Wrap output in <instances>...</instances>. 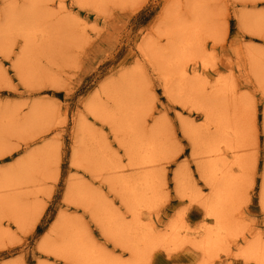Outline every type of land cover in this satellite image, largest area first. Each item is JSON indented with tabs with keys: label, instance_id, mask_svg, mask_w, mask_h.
<instances>
[{
	"label": "rangeland",
	"instance_id": "obj_1",
	"mask_svg": "<svg viewBox=\"0 0 264 264\" xmlns=\"http://www.w3.org/2000/svg\"><path fill=\"white\" fill-rule=\"evenodd\" d=\"M263 205L264 0H0V264H264Z\"/></svg>",
	"mask_w": 264,
	"mask_h": 264
},
{
	"label": "bare ground",
	"instance_id": "obj_2",
	"mask_svg": "<svg viewBox=\"0 0 264 264\" xmlns=\"http://www.w3.org/2000/svg\"><path fill=\"white\" fill-rule=\"evenodd\" d=\"M198 17V16H197ZM205 30V29H204ZM34 32V31H33ZM32 33V32H31ZM199 35V34H198ZM42 46V45H41ZM147 150H145V154L147 155V152H146ZM216 152V150H213V152ZM214 152V153H215ZM218 152V151H217ZM149 153V152H148ZM195 157V156H194ZM193 157V158H194ZM220 169V165H219V163L218 164H216L215 166H214V171L216 170V171H218ZM219 172H220V170H219ZM149 177H145V184L146 183H148L149 184V180L150 179H148ZM179 182V181H178ZM141 186H143V185H141ZM177 186L178 187H180V184L178 183L177 184ZM212 186V185H211ZM177 187V188H178ZM226 190H224L223 191V189L222 188H220V189H217L216 190V192H215V194H214V196L210 199V201L208 202V203H210V217L212 218V219H214L215 221H216V223H217V225H215L214 226V228L212 227V228H209L208 230H207V238H206V240H205V242L203 241L202 243H200L202 246H200V248L201 249H203V250H205L206 251V249L207 250H211V249H213L212 247H215V245L216 244H218V243H216V242H218L217 241V237L220 235V232H221V230H224V228H225V226H224V222H223V214H222V208H221V206H222V202H224V201H226L227 200V195H226ZM263 207H264V205H263ZM227 218V217H226ZM228 220V219H227ZM227 220H225V222H227ZM226 224V223H225ZM228 226V225H227ZM228 229V228H227ZM229 230H230V228H229ZM152 233V232H151ZM229 234V233H228ZM223 237V236H222ZM159 238H161V237H159ZM202 241V240H201ZM219 242H220V240H219ZM149 243V242H148ZM159 243H161V241L159 242ZM158 243V244H159ZM221 243V242H220ZM145 244V243H144ZM147 245V244H146ZM145 245V246H146ZM163 246V245H162ZM226 246V245H225ZM144 248V247H143ZM142 248V249H143ZM198 248V247H197ZM137 249H139V248H137ZM139 251V250H138ZM138 251H136V253L138 252ZM214 251H215V249H214ZM84 252V251H83ZM98 252V251H97ZM243 252V251H242ZM256 254H257V252H256ZM136 255V254H135ZM239 255H242V254H239ZM238 255V256H239ZM102 256V255H101ZM139 256V255H138ZM138 258V257H137ZM261 258V257H260ZM260 258H257L256 260V262H258V259H260ZM245 261H249V260H245Z\"/></svg>",
	"mask_w": 264,
	"mask_h": 264
}]
</instances>
